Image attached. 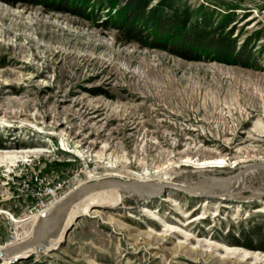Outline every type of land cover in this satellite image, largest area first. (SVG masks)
<instances>
[{
    "label": "rangeland",
    "instance_id": "374dc122",
    "mask_svg": "<svg viewBox=\"0 0 264 264\" xmlns=\"http://www.w3.org/2000/svg\"><path fill=\"white\" fill-rule=\"evenodd\" d=\"M174 2L225 25L250 60H188L120 40L85 16L0 1V191L13 176L30 192L0 193V243L14 230L1 210L17 218L34 204L31 193L52 189L58 201L94 179L159 181L165 172L164 181L194 185L195 176L181 175L198 159L226 160L203 168L208 183L245 169L229 187L205 193L124 190L117 205L81 202L55 247L23 259L264 264L259 244L241 237L264 223V0Z\"/></svg>",
    "mask_w": 264,
    "mask_h": 264
},
{
    "label": "trees",
    "instance_id": "16d2710c",
    "mask_svg": "<svg viewBox=\"0 0 264 264\" xmlns=\"http://www.w3.org/2000/svg\"><path fill=\"white\" fill-rule=\"evenodd\" d=\"M5 3L41 5L46 10L85 16L98 24L113 28L120 40L141 46L167 50L184 59L193 60L215 54L234 56L249 61L247 45L237 49L231 30L215 23L207 13L193 15L186 6L174 0H0ZM243 244L253 241L264 250V223L241 230ZM32 258L20 264H33ZM19 264V263H13Z\"/></svg>",
    "mask_w": 264,
    "mask_h": 264
},
{
    "label": "water",
    "instance_id": "95a60500",
    "mask_svg": "<svg viewBox=\"0 0 264 264\" xmlns=\"http://www.w3.org/2000/svg\"><path fill=\"white\" fill-rule=\"evenodd\" d=\"M211 164V163H210ZM206 165L195 163V170L189 174L181 175L182 179L196 177L197 183L194 185L188 182L178 181H163L156 183H139L135 180L122 179L119 177H105L98 178L84 183L83 185L76 188L74 191L64 196L54 204H52L46 211L45 215L39 217L34 223L31 235L24 237L15 242L9 243L1 248L2 257L7 259L8 263L13 261L26 258L31 254H38L45 252V246L51 240H55L65 236L66 232L71 225H66L67 217L73 205L78 201L80 197L85 194L97 191L102 188H129L130 190L136 191L137 194L143 192L144 194H154L159 189H165L167 187H174L185 192H209L215 187V184L219 187H227L228 185L224 182L233 181L239 174L244 170L234 173L227 177L215 178L212 182H206L199 177L201 171ZM231 171V170H230ZM142 194V195H144Z\"/></svg>",
    "mask_w": 264,
    "mask_h": 264
},
{
    "label": "bare ground",
    "instance_id": "6f19581e",
    "mask_svg": "<svg viewBox=\"0 0 264 264\" xmlns=\"http://www.w3.org/2000/svg\"><path fill=\"white\" fill-rule=\"evenodd\" d=\"M7 157L10 158L8 155H7ZM190 162H191V160H190ZM196 162L198 164L208 165L210 163L223 164V163H226V160L223 157H217V158H209V159H198ZM193 163H194V161H193ZM164 178H168L167 172H165L163 175H161L159 177V181L158 180L152 181L149 179L145 180V178L139 179L136 176H135V178H132V179L129 178V179L135 180L136 182H139L141 184L142 183H156L155 185L157 186L159 182L164 181L163 180ZM224 183L228 185L227 187H229L231 185L230 184L231 181H226ZM124 190L131 191L129 188H124V189L109 188L106 190H97V191L83 195L81 197V199L79 201H77L73 205V207L71 208L69 215L67 217L66 225H68L72 221V216H73L74 212L76 211V209L80 206L79 204L81 202H85L88 204L93 203V202H100L103 205L104 204L105 205H117L118 203L120 204V202H122L123 193L125 192ZM209 191H211V190H209ZM142 194H144V193L141 192L138 195H142ZM56 202H57V200H56ZM80 208H81V206H80ZM86 209H87V206L84 207V210H86ZM1 211H4L5 213H7L5 210H1ZM41 212L43 213V215H45L46 210L45 211L43 210ZM79 212H80V210H79ZM40 213H38V215H40ZM43 215H41V216H43ZM36 216H37V214L36 215L30 214L29 212H23L21 215L17 216V218L10 215V217L13 219L12 221L14 222V233L16 235V239H22L24 237H28L29 235H31L34 223L36 222V218H35ZM41 216H39V217H41ZM61 238H62V233H61L59 238L49 241L47 243V245L45 246V251L50 249L51 247H55ZM227 249H229V248H227ZM3 259L5 261H3L1 264H7L8 263L7 259H5V258H3Z\"/></svg>",
    "mask_w": 264,
    "mask_h": 264
},
{
    "label": "built area",
    "instance_id": "2783aa9c",
    "mask_svg": "<svg viewBox=\"0 0 264 264\" xmlns=\"http://www.w3.org/2000/svg\"><path fill=\"white\" fill-rule=\"evenodd\" d=\"M16 177H20V175L16 176ZM15 177L11 176L8 178L7 181H5L4 184L8 185L7 189H2V191H0V193L2 195H5L4 198H14V197H20V196H24V198L29 196L28 190H29V184L27 183V181L23 180V182L21 183L20 179H16ZM11 183H16L17 184V189H19L20 192L14 193L13 188H11ZM11 189V190H10ZM31 198L34 199V204H32L31 206H27L24 210V212H29L30 214H37V216L35 217L36 220L39 218V216L43 215V213L41 211H47V209L56 202V198L54 196V192L52 191V189L48 190H44L43 192H37V193H31ZM48 196V198H47ZM51 196V198L49 197ZM7 212V214L12 215L8 210H5ZM41 212V213H40ZM23 213V212H22ZM21 213V214H22ZM38 213H40V215H38ZM20 214V215H21ZM19 239H16V235L14 233V230L11 232L10 234V238L5 240L4 242L0 243V250L2 247H4L5 245H8L9 243L15 242ZM0 257H2V253L0 251Z\"/></svg>",
    "mask_w": 264,
    "mask_h": 264
},
{
    "label": "crops",
    "instance_id": "0c3cea01",
    "mask_svg": "<svg viewBox=\"0 0 264 264\" xmlns=\"http://www.w3.org/2000/svg\"><path fill=\"white\" fill-rule=\"evenodd\" d=\"M0 241H2V240H0Z\"/></svg>",
    "mask_w": 264,
    "mask_h": 264
}]
</instances>
